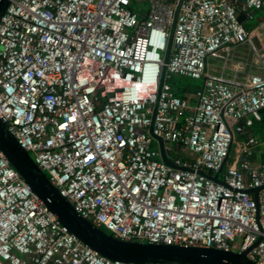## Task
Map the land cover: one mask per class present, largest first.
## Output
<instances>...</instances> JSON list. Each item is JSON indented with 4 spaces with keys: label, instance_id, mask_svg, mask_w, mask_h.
<instances>
[{
    "label": "built area",
    "instance_id": "obj_1",
    "mask_svg": "<svg viewBox=\"0 0 264 264\" xmlns=\"http://www.w3.org/2000/svg\"><path fill=\"white\" fill-rule=\"evenodd\" d=\"M262 10L264 0H12L0 21V119L115 238L264 264V139L251 133L264 76L228 81L207 68L251 40L245 21ZM176 76L203 81L195 104L175 94ZM154 137L193 157L170 153L178 168L168 166ZM0 264L125 263L72 234L0 151Z\"/></svg>",
    "mask_w": 264,
    "mask_h": 264
},
{
    "label": "water",
    "instance_id": "obj_2",
    "mask_svg": "<svg viewBox=\"0 0 264 264\" xmlns=\"http://www.w3.org/2000/svg\"><path fill=\"white\" fill-rule=\"evenodd\" d=\"M11 1L0 0V21ZM244 19L241 16L240 22L243 23ZM154 139L159 144L161 160L168 166L178 168L168 157L171 150L166 147L165 142L159 137ZM0 151L31 191L44 203L47 210L80 241L107 259L125 264H255L247 257V253L117 239L77 212L31 155L18 143L2 119H0ZM213 179L217 181L216 178Z\"/></svg>",
    "mask_w": 264,
    "mask_h": 264
},
{
    "label": "crops",
    "instance_id": "obj_3",
    "mask_svg": "<svg viewBox=\"0 0 264 264\" xmlns=\"http://www.w3.org/2000/svg\"><path fill=\"white\" fill-rule=\"evenodd\" d=\"M263 21L264 15L257 21H255V15L254 20L245 21L247 29L253 32L251 40L244 45L232 47L228 55L222 54L218 57H210L207 62L208 72L215 76H221L228 81L237 82H242L251 75L264 76V60L261 59L262 48L264 47V26H261ZM186 97L191 100L192 104L196 103L193 92H187ZM261 133L264 134V128H261ZM259 140L262 139L259 138ZM168 149L171 150V155L173 150L176 154L181 153L183 150L174 145L173 147L168 146ZM181 157L186 156L181 154ZM190 157H193L192 154Z\"/></svg>",
    "mask_w": 264,
    "mask_h": 264
},
{
    "label": "trees",
    "instance_id": "obj_4",
    "mask_svg": "<svg viewBox=\"0 0 264 264\" xmlns=\"http://www.w3.org/2000/svg\"><path fill=\"white\" fill-rule=\"evenodd\" d=\"M184 80H185V77L177 76L174 78V80L171 83L175 94L178 95L179 97H182V98L185 97L186 98L187 92L195 93L198 89H200L202 87V86H198V87H195L192 89L188 85L183 84ZM256 127H258V128L256 129ZM261 128L262 129L264 128V111L261 112L260 120H255L254 126L252 128L253 129L252 135H254L255 137H258V139L259 138L264 139V134L261 133ZM182 158L183 159H189L187 157H182Z\"/></svg>",
    "mask_w": 264,
    "mask_h": 264
},
{
    "label": "rangeland",
    "instance_id": "obj_5",
    "mask_svg": "<svg viewBox=\"0 0 264 264\" xmlns=\"http://www.w3.org/2000/svg\"><path fill=\"white\" fill-rule=\"evenodd\" d=\"M263 15H264V10L261 11V12H256L255 21L259 20ZM183 84L184 85H188L190 88L193 89L195 87L202 86L203 82H202V80H193V79H190V78H185V80L183 81ZM169 146L173 147L172 144H170ZM153 147H155V148L158 147L157 141L153 142ZM181 154L185 155L187 158H191L190 157L191 156L190 151H188V150H182V152L179 153V154H176L174 152V150H173V153H172L173 156H175V155L181 156ZM194 158H196V157H194Z\"/></svg>",
    "mask_w": 264,
    "mask_h": 264
}]
</instances>
